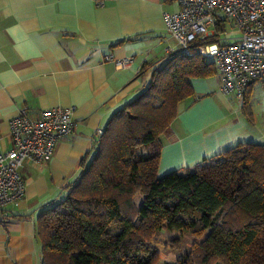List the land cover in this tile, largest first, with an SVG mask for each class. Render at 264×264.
I'll return each instance as SVG.
<instances>
[{"label":"crops","instance_id":"crops-1","mask_svg":"<svg viewBox=\"0 0 264 264\" xmlns=\"http://www.w3.org/2000/svg\"><path fill=\"white\" fill-rule=\"evenodd\" d=\"M177 7L170 0H0V150L9 148L20 106L34 114L73 105L77 120L48 161L23 162L24 196L0 209V264H39L38 212L65 197L82 156H92L97 129L141 90V78L164 62L165 47L176 46L162 12ZM125 56H133L130 65L116 66ZM189 81L194 94L179 103L172 132L161 137L159 176L241 141L264 143V81L249 83V115L243 99L220 92L216 69Z\"/></svg>","mask_w":264,"mask_h":264},{"label":"trees","instance_id":"trees-1","mask_svg":"<svg viewBox=\"0 0 264 264\" xmlns=\"http://www.w3.org/2000/svg\"><path fill=\"white\" fill-rule=\"evenodd\" d=\"M225 26L215 25L216 36ZM215 69L198 53L176 50L112 113L65 197L36 216L39 264H153L151 240L164 228L206 232L174 264H264V143L241 141L157 175L161 137L194 94L189 78ZM248 86L242 108L249 115Z\"/></svg>","mask_w":264,"mask_h":264},{"label":"built area","instance_id":"built-area-1","mask_svg":"<svg viewBox=\"0 0 264 264\" xmlns=\"http://www.w3.org/2000/svg\"><path fill=\"white\" fill-rule=\"evenodd\" d=\"M106 1L93 0L97 6ZM170 1L178 7L163 10L162 17L176 46L167 45L165 56L183 50L209 59L220 76V92L233 94L237 100L243 99L251 81H264V0ZM223 22L230 28L222 37L216 36L215 25ZM211 36L216 39L208 41ZM132 59H117L116 66H129ZM74 109L73 105L53 106L31 114L25 105L18 108L10 120L9 148L0 150V209L16 206L24 196L23 162L47 161L56 143L73 132L77 124Z\"/></svg>","mask_w":264,"mask_h":264},{"label":"rangeland","instance_id":"rangeland-1","mask_svg":"<svg viewBox=\"0 0 264 264\" xmlns=\"http://www.w3.org/2000/svg\"><path fill=\"white\" fill-rule=\"evenodd\" d=\"M225 25H226L225 31H228L230 28V25L227 22L225 23ZM220 33H221L220 36L222 37L224 34L223 31ZM147 73L148 74L145 76V79L141 78V85H143L141 86V90L144 89V85L148 81L149 75L151 72L149 73V71H147ZM213 78L212 80H214ZM18 108H17V113H18ZM9 126H10V123H9ZM58 142L56 143V145L58 144ZM54 150H55V147L52 149V152H54ZM37 163L42 164L44 162H37ZM20 173H21V169H20ZM22 185H23V195H24L25 193V180L24 179H23ZM136 190L137 191L133 197V200L136 205H139L144 197L143 189L140 186H137ZM3 196H5V193L3 194ZM21 200L18 201L17 204L15 205L18 206ZM205 234L203 233L202 235L198 236L186 230H180L177 228H164L160 230V232L157 235H155L151 240V244L154 245V247L156 248V252L158 253V256L156 257L153 264H174L177 258L190 252L194 248V246L204 238Z\"/></svg>","mask_w":264,"mask_h":264}]
</instances>
